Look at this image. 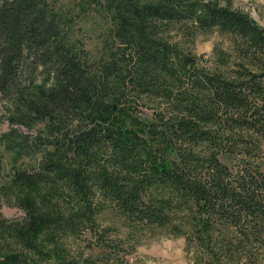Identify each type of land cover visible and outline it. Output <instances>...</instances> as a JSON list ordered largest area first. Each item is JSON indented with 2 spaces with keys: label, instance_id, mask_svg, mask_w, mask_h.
I'll return each mask as SVG.
<instances>
[{
  "label": "trees",
  "instance_id": "trees-1",
  "mask_svg": "<svg viewBox=\"0 0 264 264\" xmlns=\"http://www.w3.org/2000/svg\"><path fill=\"white\" fill-rule=\"evenodd\" d=\"M106 5L113 34L133 51V71L123 67L132 58L124 60L125 49L91 58L49 0H0V93L12 102V122L42 125L34 142L39 164L14 181L48 185L56 201L79 203L74 214L55 209L60 216L46 217L26 201L24 220L0 217V233L34 250L40 233L57 240L68 228H93L97 209L111 205L132 222L156 226L189 207L198 243L216 221L238 237L258 236L264 175L251 153L264 156V70L247 64L264 55V28L245 13L197 0ZM184 21L232 35L247 62L235 60L226 71L198 68L160 35L167 23ZM136 90L161 109L153 120L140 117V125L126 120L135 106L128 94ZM154 184L169 185L174 198L149 194Z\"/></svg>",
  "mask_w": 264,
  "mask_h": 264
},
{
  "label": "rangeland",
  "instance_id": "rangeland-1",
  "mask_svg": "<svg viewBox=\"0 0 264 264\" xmlns=\"http://www.w3.org/2000/svg\"><path fill=\"white\" fill-rule=\"evenodd\" d=\"M49 1L72 39L91 58L98 59L108 53L121 56V52L126 50L113 34L115 26L106 0ZM197 1L245 13L264 28V0ZM160 35L172 50L188 57L200 69L226 71L233 67L235 60L247 62L237 53L233 36L216 28L204 29L192 21L170 22ZM126 52L124 60L128 55L132 58L123 67L133 71V51L127 49ZM254 59L247 67L259 73L264 70V55L258 54ZM134 93L127 92L131 100L135 96V106L126 120L140 125V117L155 119L161 109L153 97L140 100V92L136 90ZM12 109V102L0 93V217L7 222L23 221L26 214L20 204L26 201L33 202L36 210L46 217H58L62 211L67 215L74 214L79 209L77 200L65 196L56 201L54 195L49 194L48 185L14 181L17 172H32L38 166L41 154L34 142L35 136L40 138L42 135L38 132L42 125L34 122L31 127H26L12 122ZM251 156L264 175V156L257 151H253ZM149 194L174 198L175 192L169 185L154 184ZM147 195L148 192H144V196ZM94 219L93 228L87 224L77 229L68 228L59 233L57 240L49 238V232L40 233L39 248L34 250H26L4 231L0 233V260L2 264H18L17 257L24 260L22 264H264V229L258 236L250 234L244 238L238 237L234 227L216 221L204 236L201 235L203 241L198 243L190 232L189 207L174 210L166 226L132 222L111 205L97 209ZM46 250L56 254L50 258L43 257L42 251Z\"/></svg>",
  "mask_w": 264,
  "mask_h": 264
}]
</instances>
